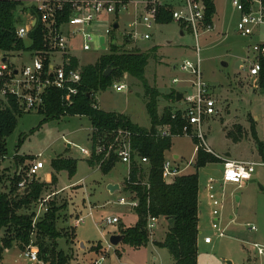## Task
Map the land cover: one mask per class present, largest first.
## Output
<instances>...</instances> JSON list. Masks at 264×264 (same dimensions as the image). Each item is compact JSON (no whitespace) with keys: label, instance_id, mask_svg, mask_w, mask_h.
Segmentation results:
<instances>
[{"label":"rangeland","instance_id":"374dc122","mask_svg":"<svg viewBox=\"0 0 264 264\" xmlns=\"http://www.w3.org/2000/svg\"><path fill=\"white\" fill-rule=\"evenodd\" d=\"M126 1L130 3L127 11L118 16H103L98 21L97 33H93L104 34L109 29V46L110 41L115 39L121 52L135 49L149 54L145 69L146 84L125 72L114 83L126 84L127 91L117 92L112 86L106 91H99L95 98L99 110L126 114L133 123L148 129L151 122L144 85L149 91L159 94L156 101L160 114L165 109L175 112L186 108L184 102L177 103L167 98V95L177 92H187L188 97L196 95L197 88H192L196 77L181 69L186 61L197 60L195 39L188 31L181 35L182 27L175 21L169 25L154 24L151 29L144 25L134 26L136 15L142 13L138 7L147 0ZM215 2L217 13L212 21L213 29L199 38L200 71L201 81L210 88L217 109V114L205 121L204 131L207 147L221 163L209 167L222 170L223 160L226 159L264 162L257 146V141L264 144V92L249 78L246 62L249 57L252 58L250 45L264 44V27L253 29L252 38H243L238 32L241 14L233 6V0ZM115 21L119 22L118 30L112 28ZM144 34H148L150 39L145 40ZM127 35H132V40H126ZM74 43L75 49L70 54L78 59L81 66L95 65L107 53L84 51L80 38L75 39ZM92 46L96 49V37ZM174 79L180 82L175 84ZM151 96L155 97L154 93ZM44 119L45 115L37 112L18 117L14 133L6 139L7 153L0 159V193H9L16 177L21 175L20 184H24L25 188L18 187L20 194L33 181L46 182L53 170V159L61 157L78 162L75 176L69 177L68 172H61L57 183L47 184L36 203L20 211L30 215L35 226L45 219L48 212L41 208L42 200L48 201L50 209H58L56 227L60 237L56 241L35 234L31 237L30 244L39 251L38 264L51 261L52 250L67 254L71 259L70 264H94L100 257L105 258L103 264H173L170 253L155 245V242L164 240V229L167 230V225L161 220L152 232L149 231L150 241L145 247L137 249L127 243L118 246L110 244L113 235L135 227L139 218L131 207L119 205L122 197L130 199L122 190L114 194L108 191V185L112 182L125 186L129 175L128 166L118 163L105 175L101 168H90L87 156L80 151V148H91L90 118L67 115L41 125ZM197 146L192 136L174 137L166 158L173 160L174 155H178L179 160L176 162L184 169V174H192L196 171ZM40 154L45 168L36 176H29L31 164ZM200 179L204 193L208 194L207 175L200 172ZM74 183L79 186L71 187L70 184ZM213 186L211 192L223 203L218 225L221 229L226 228V236L219 237L218 231L213 228L212 223L216 218L210 215L211 208L203 198L198 264H264V259L253 248L254 243L264 246V168L257 167L253 181L243 183L241 188L228 185L224 190L221 178H215ZM79 217L84 220L77 225L75 221ZM114 217L119 219L117 224H106V219ZM251 227H255L256 231L250 230ZM6 237L7 234L2 231L0 264H31L24 257L25 249H21L19 242H15L10 250L2 248ZM205 237L212 238L210 245L204 243ZM41 246L49 250L47 255L41 254Z\"/></svg>","mask_w":264,"mask_h":264},{"label":"built area","instance_id":"2783aa9c","mask_svg":"<svg viewBox=\"0 0 264 264\" xmlns=\"http://www.w3.org/2000/svg\"><path fill=\"white\" fill-rule=\"evenodd\" d=\"M232 3L241 14L238 32L243 38H252L253 29L264 27V0H233ZM8 4L15 5V9L11 11L13 15L11 26L5 20ZM129 4L126 0H0V44H5L6 39L1 33H11L15 41L25 44V49L22 50L13 48L6 50L0 47V110L11 108V101H14L23 114L44 111L51 89L63 91L65 93L62 98L63 102L67 105L72 104L73 98L78 94V87L81 85L80 68H67L70 64L69 57L72 56L70 52L74 51L76 46L75 39H81L84 51L108 52L110 46L107 36L111 34V30L106 29L104 34L95 35L94 33H97L94 29L96 23L105 15L118 16L127 11ZM139 6L138 10L141 9L142 13L136 15L134 26L144 25L151 29L154 24H157L160 7L169 6L173 10V20L180 23L183 29L191 33L195 39L197 60L196 62L186 61L181 69L196 77V82H192V88L196 87L197 93L193 97H188L187 92L183 93L182 102L186 104V108L172 112V118L175 119L176 114L180 112L185 121L182 127L183 135L192 136L198 141L196 151L202 147L208 153L213 154L206 144L204 124L208 118L217 114L216 100L210 88L201 81L200 71L199 38L213 29V24L206 21L205 0H148ZM38 26L41 27L42 46L38 50H33L30 35ZM95 37L97 38L96 49L92 46ZM101 37H105L106 49H102L99 43ZM127 38L132 40V35H127L126 40ZM143 38L148 40L150 36L144 34ZM110 42L112 43V40ZM250 49L252 58L249 57L246 60L248 76L258 84L264 69V44L250 45ZM179 82V79L173 80L175 84ZM113 86L117 92H124L128 89L123 83H114ZM136 135L129 129L120 128L104 133L95 144H91L90 149L80 148V151L90 159L94 155L102 157L101 164L116 157L118 163L130 168L136 152L132 148L133 138ZM158 136L168 138L172 134L165 126L159 129ZM41 158V154L36 156L31 164L29 176H36L45 168ZM140 162L147 164L148 160L142 158ZM257 167L264 168V162L226 159L223 160L220 178L223 184H233L241 188L243 183L253 179ZM181 173L182 169L176 165L175 161L166 158L163 164V179L170 182ZM214 180L215 178L210 176L206 186L209 190L208 200L212 207L211 214L216 218L212 225L218 231L219 237H225L226 228L221 229L218 225L223 203L211 192L214 189ZM19 187L25 188L24 184H20ZM40 205L44 211L48 210L47 200H42ZM119 205L134 209L138 206V202L122 197ZM83 220L81 217L78 218L77 224ZM105 222L108 225H114L119 222V219L117 217L108 218ZM157 223V219H150L149 231L152 232ZM250 230L256 231V228L251 227ZM204 243L211 244L212 238L205 237ZM253 248L257 255L264 259V246L254 243ZM23 255L31 264L39 263V251L32 245L26 248ZM104 261L105 258L100 257L94 264H103Z\"/></svg>","mask_w":264,"mask_h":264},{"label":"trees","instance_id":"16d2710c","mask_svg":"<svg viewBox=\"0 0 264 264\" xmlns=\"http://www.w3.org/2000/svg\"><path fill=\"white\" fill-rule=\"evenodd\" d=\"M205 3L206 21L211 24L216 14L215 0H205ZM14 9L15 5H7L5 20L10 26L13 25L11 11ZM172 11L169 6L160 7L157 24L169 25L173 23ZM1 35L6 38L5 44H0L1 48L6 50L25 49V44L15 41L13 34L1 33ZM30 38L33 41L31 49H40L42 46L40 26L32 31ZM127 40L129 39L127 38ZM114 42H116L115 39H113L109 51L95 65L80 66L77 58L69 57L70 64L67 68H80L81 70V85L78 87V94L73 98V103L67 105L62 100L65 93L61 90L51 89L48 93L45 110L39 112L45 115L41 125L49 121L60 120L67 115L87 116L92 125L91 140L93 144L104 133L120 128L136 133L132 142V148L136 152L133 155L123 190L128 193L131 201L138 202V206L133 210L137 214L139 222L135 227L120 232L124 236L122 243H127L137 249L147 246L150 241L148 225L150 219L154 218L164 221L167 225L164 240L155 243V245L166 249L172 256L174 264H198L200 172L208 168L209 165L221 163V160L200 147L197 151L194 173L178 176L170 182L165 181L162 171L166 152L170 151L174 137L183 136L182 127L185 121L180 112L173 119L172 109H165L160 114L156 101L159 94L149 91L146 85L144 87L147 98L146 108L151 121L150 130L134 124L125 115L99 110L96 94L112 87L114 81L119 79L123 73L127 72L146 84L145 69L148 66L149 54L141 53L135 49L121 52L119 45L115 46ZM108 69H111V74L105 77V72ZM257 85L264 92V69ZM151 93H154L155 97L151 96ZM167 98L176 101V93L167 95ZM22 115L23 113L19 111L14 101H11V108L0 110V159L5 157L7 153L6 139L14 133L18 125V117ZM165 126L169 128L172 136L161 138L158 136V132ZM195 141L198 144L196 139ZM257 146L260 154L264 157V144L257 141ZM142 158H147L148 163L142 164L140 162ZM101 159L102 157L94 155L88 163L91 167L99 166L105 175L109 174L118 163L116 157H112L103 164L100 163ZM77 164L76 160L61 157L52 160L51 166L54 174L50 184L57 183V174L60 172L66 171L70 177L75 176ZM21 177V175L16 177L14 187L9 193H0V234L2 231L7 234L2 242L4 250L12 249L15 242H19L21 249L26 250L31 245V237L34 234L54 241L60 237L56 227L58 211L56 207L51 209L48 207L45 219L35 226L30 215L20 213L40 199L47 185V183L33 181L20 194L18 187L22 181ZM47 250L43 246L40 247L41 254L47 255L49 252ZM51 254V261H46L47 264H70V257L63 251L52 250Z\"/></svg>","mask_w":264,"mask_h":264},{"label":"crops","instance_id":"0c3cea01","mask_svg":"<svg viewBox=\"0 0 264 264\" xmlns=\"http://www.w3.org/2000/svg\"><path fill=\"white\" fill-rule=\"evenodd\" d=\"M148 1V0H147ZM215 6H216V2H215ZM216 13H217V6H216ZM216 15V14H215ZM102 19V18H101ZM116 22V21H115ZM115 22H114V24H115ZM118 22V21H117ZM97 24H98V22L96 23V26H95V28L94 29H96V30H98L97 29ZM184 33H185V30L182 28V31H181V35H184ZM73 56V55H72ZM75 57V56H74ZM76 58V57H75ZM122 115H126V114H123V113H121ZM151 122V121H150ZM134 124H136V123H134ZM137 125H139V124H137ZM139 126H141V125H139ZM142 127H144V126H142ZM150 127H151V125H150ZM150 127H148V129L150 128ZM144 128H147V127H144ZM91 144H92V142H91ZM71 148V147H70ZM215 156V155H214ZM176 158V159H175ZM54 160V159H53ZM90 160V158L87 156V159H86V161H87V163H88V161ZM174 161H175V163H176V165L177 166H179L178 164H177V162L176 161H178L179 160V156L178 155H174V159H173ZM229 160H231V159H229ZM233 161H243V162H251V161H248V160H233ZM89 164V163H88ZM118 164V163H117ZM89 166H90V164H89ZM77 167H78V164H77ZM95 167H97V168H99L100 169V167L99 166H95ZM180 167V166H179ZM90 168H92L93 169V167H91L90 166ZM181 168V167H180ZM208 168H213V167H208ZM182 169V168H181ZM217 169V168H216ZM93 170H95V169H93ZM97 170V169H96ZM203 172V171H202ZM39 173V172H38ZM37 173V174H38ZM77 173V172H76ZM53 174H54V170H52V173H49L48 174V176H47V180H46V182L45 183H47V184H50L51 183V181H52V176H53ZM59 174H61V172L59 173ZM59 174H57V179L59 180ZM205 174V173H204ZM256 174V173H255ZM181 175H189V174H184V169H182V173L180 174V176ZM206 175V174H205ZM70 177V176H69ZM210 178V176L209 175H207V182H208V179ZM38 179H40V178H38ZM253 181V179L251 180V182ZM200 182H201V196H200V215H202V213H203V210H201V205L203 204V202H205V201H202L203 200V198H205V200L207 201V204H208V206H209V208H211V212H212V207H211V205H210V202H209V200H208V194H206V193H204V191H203V187H202V181H201V179H200ZM250 182V181H249ZM77 184V183H76ZM75 183L74 184H70L71 185V187H74V186H79V185H76ZM111 184H116V182L114 183V182H112ZM118 185H120V191L122 190L123 192H124V190H123V188L124 187H122L121 186V184H118ZM224 185V190L226 189V187L225 186H228V185H233V184H223ZM235 186H237V185H235ZM238 187V186H237ZM238 188H240V187H238ZM125 193V196L126 197H130L129 195H128V193H126V192H124ZM128 199V198H127ZM221 200V199H220ZM134 211V210H133ZM204 212H206L207 213V210L205 211L204 210ZM208 212H209V210H208ZM211 212H210V215L212 216V214H211ZM80 218V217H79ZM82 218V217H81ZM231 219H233V218H231ZM76 222V224H77V220L75 221ZM199 223H201V216L199 217ZM76 224H75V226H76ZM78 225V224H77ZM199 230H200V228H199ZM164 231H165V233H166V231L167 230H165L164 229ZM120 234V233H119ZM117 235V234H116ZM200 235H202L201 234V230H200ZM165 237V236H164ZM205 239V238H204ZM78 243H79V241H77ZM155 243H157V242H155ZM206 245H208V244H206ZM210 245V244H209ZM198 247H199V242H198ZM173 264H174V262H173Z\"/></svg>","mask_w":264,"mask_h":264},{"label":"water","instance_id":"95a60500","mask_svg":"<svg viewBox=\"0 0 264 264\" xmlns=\"http://www.w3.org/2000/svg\"><path fill=\"white\" fill-rule=\"evenodd\" d=\"M119 28H120L119 23L115 22V24L113 25V29L114 30H118ZM104 42H105V37H101L100 40H99V43H100L102 49H106V46L104 45ZM114 45L117 46L118 43L114 42ZM110 73H111V69H108L105 72V77H108L110 75ZM183 100H184V94L181 93V92H177L176 93V102L179 103V102H182ZM68 146L71 147L70 144H68ZM203 173H205L206 175H209L211 177H214L216 179H219L221 171L219 169H216V168H206V169H203ZM262 189H264V188H262ZM108 191L111 194H114L115 192L120 191V185H118V184H110V185H108ZM123 239H124V236L121 235V234L113 235L110 238V244L112 246H118V245H120L123 242ZM229 264H231V263L229 262Z\"/></svg>","mask_w":264,"mask_h":264}]
</instances>
